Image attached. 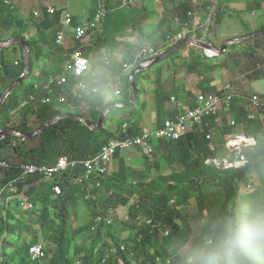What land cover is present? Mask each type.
<instances>
[{
  "label": "trees",
  "instance_id": "trees-1",
  "mask_svg": "<svg viewBox=\"0 0 264 264\" xmlns=\"http://www.w3.org/2000/svg\"><path fill=\"white\" fill-rule=\"evenodd\" d=\"M120 2L121 0L118 5L111 7L105 4L108 12L102 29L92 33V44L85 45L82 40H77L72 47L81 48L85 53L90 51L92 46L114 49L121 43L117 38L122 36V30L126 26H131L137 31L141 29L144 10L133 6L120 7ZM173 9L178 19H181V26H187L193 18L189 14L193 13L189 1L183 0ZM34 16L22 15L6 0H0V40L22 36L28 41L32 59L30 74H33L35 79L38 77L39 58L43 59L39 74L41 79H33L28 89L29 74L21 84L26 86L24 91H20V85L7 97L0 113L1 127L30 132L34 130L29 124L32 117L37 118L41 127L55 116L65 113L82 115L97 123L104 107L96 110L93 108L90 115H87L79 108L73 109L81 105L84 99L67 97V102H73L74 107L61 108L57 101L61 89L55 88L51 103L31 99L35 94L34 85L37 82H45L52 75L67 74L70 81L74 80L66 69L67 49L53 41L48 43L50 50L44 55L38 47L41 40L48 42L47 32L53 28L54 20L49 19L48 13H44L39 21H33ZM166 22L165 18H161L158 28L161 29ZM32 26L40 29L39 38L29 36ZM8 31H11L9 36H3V33ZM153 33L157 34L158 31L154 30ZM193 35L201 37V32L188 34ZM162 37L166 38V35L162 34ZM185 38L176 41V37L172 46ZM188 46L190 45L182 48ZM133 47L131 45L120 69L128 64L133 65L132 68L142 64L134 62L135 54L141 47L135 53L132 51ZM233 47L235 45L230 46ZM10 48L20 49L21 58L17 60L18 64L9 60L11 55L6 57L5 51ZM174 54L176 52L172 55ZM224 54L215 58L221 59ZM204 57L211 59L207 55ZM220 67L206 64L205 71L191 67L189 72L194 71L200 77L202 93L213 92V88L208 84L206 86V83H210L208 75L210 71ZM24 69L25 61L20 43L0 49V97L22 75ZM130 74L126 78L128 88H131ZM73 84L72 82L71 85ZM137 85L139 87L138 82ZM216 91L221 92L222 89ZM67 92L70 91H65V94ZM173 92L174 95L178 94L177 89ZM45 94V91L36 92L38 96ZM172 95V92H158V115L162 112V107L170 102ZM132 96L133 93L123 102ZM261 96L264 99V95ZM139 101L140 96L130 106L116 108V111L129 110ZM226 108L231 115L236 116L240 124L233 126L224 121L222 127H219L215 118L211 117L207 119L210 122L209 127L195 128L177 139L151 140L154 146L152 155L162 149V156H158L164 158L168 166L180 164V168L163 173V166L160 165L162 162L156 158L153 161V168L158 172L155 176L129 168L125 158L119 157L121 151H118L115 156L119 158L118 169L104 176L87 177L85 167L79 164L56 173L53 178H46L43 173H37L18 180L22 174L19 168L21 162L53 165L62 156L82 161L98 155L112 138L141 135L143 128L139 121H133L132 118L120 120L116 129L111 130L105 126L110 119L109 114L99 131L79 120L65 118L48 127L39 136L32 137L39 139V143L29 149L25 141L32 138L6 137L3 141L0 139L2 144L12 139L11 146L21 155V162L14 163L10 160L11 167L0 169V264H76L79 261L82 264H173V245L177 241L192 239L194 236L192 224L181 212L182 207L190 205L192 198L198 201V210L207 218L228 210L242 195L249 198L264 190V107L257 111L253 119L248 117L246 101L239 97L233 98L230 106ZM14 113H20L23 118L20 126L11 124ZM173 115L174 110L171 109L165 119ZM124 124H127L126 127ZM214 129L221 132L222 143L241 130L257 138L256 145L245 149L248 157L245 166L222 169L206 164L207 157L212 154L206 134ZM195 150L198 151L196 157L193 155ZM221 150L222 147L216 154H220ZM253 173L256 176H252ZM252 179L254 183L256 180L253 186ZM245 187L248 188L247 191L244 190ZM82 207L86 208L89 217L83 224L76 226L75 222L80 218ZM119 207L128 209L127 216L119 217ZM149 220L151 223H148ZM166 229H170L168 235ZM126 233H132V236L124 238ZM80 237V241H77ZM39 243L43 245L45 257L33 259L31 247Z\"/></svg>",
  "mask_w": 264,
  "mask_h": 264
},
{
  "label": "rangeland",
  "instance_id": "rangeland-1",
  "mask_svg": "<svg viewBox=\"0 0 264 264\" xmlns=\"http://www.w3.org/2000/svg\"><path fill=\"white\" fill-rule=\"evenodd\" d=\"M119 1L120 0H100V2L103 3L104 5L106 4L107 7L118 5ZM178 1L180 2L183 0H134L133 1V3L130 6L133 7L140 6V8L144 10L143 11L144 18L142 21H146L150 19L148 22L145 23L147 26L146 27L147 31L151 27H154L155 29V27H157V25L159 24L161 18H165L167 20L166 24L159 30L160 32L159 35L155 36V33H151V35L143 33L144 36H142L141 34L134 35L137 38H139L140 46L135 48L133 53H135L142 45L143 46L151 45L159 50L161 49L160 47L162 43L175 41V38L177 36L174 35L176 33L174 32V30L176 29V26H178L175 22L176 21L178 22V20L176 18V13L173 8L174 6H176ZM185 1H189L190 9H192L193 11L191 16L195 20V21L193 20L194 23L198 26L197 29L198 32H201V37L198 38L207 39L209 42L215 44L218 47H220L223 44V42L229 38L252 34L264 28V0H197L196 3L195 2L192 3L190 2V0H185ZM50 2L51 4L56 5V7L59 9L61 7H68L69 12L72 15L78 17L80 21L84 22V20L88 19L90 12L98 6L99 0H50ZM210 16H211V21L209 20ZM34 18L38 19L36 16H34ZM129 31L131 32L130 28ZM162 34L166 35V38H163ZM234 45L235 47L233 48L229 47L227 49V53H225L223 58L221 59L209 56L211 57V59H215L212 61H210L211 59L210 60L205 59L204 55L207 54L203 48L196 45H190L184 49L182 48L181 50L176 51V54L174 55L171 54V56H168L166 59L160 61L153 67L138 72L136 79L139 84L141 100L145 99V94H149V95L152 94L151 93L153 90L152 84H155L156 81H154V79L151 78L153 77L154 74L156 75L159 71L163 73V75L164 72L167 71V73L164 75L165 85L162 84L161 78L163 77V75L159 74L161 78L160 76L157 78L158 84H156L155 90L158 92L165 91L166 94L172 92L174 95L173 90L176 91L177 89V92L179 91L182 92V96H184V98L187 99L188 97H190V92L192 96V92L194 90L195 92H197L198 91L197 89L199 88H195L193 91L189 89L190 90L189 91L183 83L184 76L187 74V72H189L191 67L196 68L198 70H204L205 65L209 63L215 64L216 66H221L219 68L221 69L220 70L221 81H224L226 84L230 83L232 84V87H235L237 89L239 88L238 91L243 92V94L248 95L250 93L256 92L260 95H264V93L255 91L254 89L256 88L245 86L246 83L250 84L253 82H258L264 85V34L257 35L252 39ZM16 49L18 48H15L13 50L15 51ZM123 51L124 50H121L118 51V53L116 54L114 53L112 54V56L115 55L116 62L112 64V67H108L109 68L108 70L111 72L110 74H112V70L116 71L113 73L115 79L118 77V75L121 76L120 83L122 87H124V85L127 83L126 78L129 74V70H131V68L133 67V65H131L128 71L126 72L127 74L123 75L124 69L126 68V66H124L123 69H120L122 63L121 59L123 58ZM92 53H93L92 55L94 61L98 66H100L101 65L100 52L98 50H94ZM42 62L43 59L42 57H40L38 62L39 63V70L37 72L38 75L40 74ZM212 62H216V63H212ZM33 79H34V75L30 74V76L27 78V84L29 83L32 84ZM168 80H169V84H168L169 86H166ZM149 82L150 84L148 88L147 85ZM117 83H119V81ZM261 84H256V87L261 88L262 87ZM25 87L26 86L21 85L20 91L23 92ZM129 89L132 94L133 93L132 88ZM69 93L70 92H67L66 96L71 99L74 98L73 93L71 95H67ZM187 93H189V95H186ZM89 102L84 101L83 107L81 109L87 115H90L93 108L95 107L93 99L92 100L90 99ZM187 102L189 103V101ZM116 114L117 112L115 108L112 110L110 114V119L106 122L105 126H107L108 122L110 121L111 123H113V126H117L120 120L125 119L123 117L118 119ZM220 114H221V121L223 122L227 121L230 123L232 120H234L236 123L240 124V121L236 118V116L231 115V113L228 112V109L225 106H222V111ZM22 122H23V118L21 114L14 113L12 116L11 124L16 127V126H20ZM149 122L150 125L155 124L154 117L153 119L151 117ZM29 124L31 127H33L34 130L40 126V123L38 122L36 117H32ZM235 130L237 129L235 128ZM212 132L216 136L214 138L215 141L218 142L219 144H222L221 132L215 129L212 130ZM38 143H39V139H35V138L28 139L25 141V145L28 147V149L30 147L36 146ZM11 144H12V139H8L7 141H4L3 144L0 143V157H5L6 159L13 161L14 163H19L21 162V155L17 154V151L13 149ZM140 151L141 150L138 148H129L127 150L121 151L122 156L126 155V158L128 160L131 159L134 161V163H130L127 161L128 166H130L129 168H132L134 170H141L149 176L151 175L155 176L158 173L153 168V161L156 158L160 159V161L162 162L163 173H168L171 172L173 169L180 168V164L178 163H175L172 166L170 165L168 166V163H166L164 158L162 157L160 158L158 156V154L162 156L163 153L162 151L161 153L156 152V154L154 153L153 155L150 156H144L143 152ZM197 153L198 151L195 150L193 152V155L196 157ZM220 155H222V157H227L226 153L223 150H221ZM113 162H115V164L117 165L118 164L117 158ZM252 176H256V174L253 173ZM255 183L254 180L252 179L251 185L253 186ZM244 190L247 191L248 188L245 187ZM244 196L245 195H242L241 198H245ZM197 202L195 198H192L190 200L189 206H185L181 208L182 214H185L188 217L190 224H192L193 226L194 236L192 239H194L196 236L199 235L201 226L205 219L203 212H200L198 210ZM118 212H119V217L122 218L124 216H127L126 214H128V209L126 207H119ZM87 217H89L88 211L86 210L85 207H82L80 212V218L75 222V225L77 226L78 224H83L86 221ZM169 230L170 229H166V232H168ZM166 234L168 235L169 232ZM128 236H132V233L130 235L126 233L124 235V238H127ZM80 239L81 237L78 238L77 241H80ZM41 243L44 245L43 242Z\"/></svg>",
  "mask_w": 264,
  "mask_h": 264
},
{
  "label": "built area",
  "instance_id": "built-area-1",
  "mask_svg": "<svg viewBox=\"0 0 264 264\" xmlns=\"http://www.w3.org/2000/svg\"><path fill=\"white\" fill-rule=\"evenodd\" d=\"M133 1L134 0H121L120 7H129ZM193 2L196 3L197 0H192V3ZM54 11V8L48 9L49 13ZM107 12V7L101 3L88 24L73 25V15L66 11L62 20L63 27L58 31L56 43L67 49L65 50V54L68 57V67L66 69L69 71L70 75L73 76V81L75 83L71 86L72 81H70V76L67 74L52 75L45 82H37L34 85L35 94L31 96V99H40L44 103H51L54 99V90L55 88H58L62 90L57 95V101L59 104L64 105V103H67V105L72 106V104L67 102V96L65 94V91H70V88L73 90L74 97L81 99L93 97L95 94L101 93L84 87L87 81H85L83 77L91 69L90 59L86 56L84 50L81 48H75L71 51V46L69 48H66V46L69 42H73L74 44L77 40H82L83 42L90 29H102ZM189 14H192V12H189ZM34 15L39 17L40 13L36 11ZM70 26L73 28L72 35H69L65 31V28ZM184 33L185 32H180L177 35L176 41L185 38ZM176 41H170L167 44V48L172 46ZM161 51L162 49L158 50L151 45L141 46L135 54L134 62L149 64L159 56ZM101 59L106 66H111L113 63L112 55L109 53L103 54ZM15 64H18V61H15ZM106 87L107 89L112 90L114 96H120L121 90L114 83L110 82ZM39 91H45L46 94L43 96L36 95V92ZM235 97H239L246 101L248 117L251 119L256 117L257 111L261 107H264V99L260 94L256 92L248 95L237 94L233 91L232 84L230 83L225 84L221 92L211 94H204L201 92L198 94L197 104L194 106H188L176 95H172L170 102L174 106V108H172L174 110V115L167 117L163 121V124L154 130L145 129L141 135L134 137L112 138L102 148L98 155L82 161L70 160L67 156H62L53 165H38L30 162H21L19 163V168L22 174L18 180H22L25 176L37 173H43L46 178H53L56 173L69 167H76L79 164H83L85 167L87 177L90 175L104 176L110 173L111 165L118 151H124L129 148H138L144 154L152 155L154 152V146L151 140L177 139L180 135L195 128L209 127L210 122L207 119L211 117L215 118V123L219 125L221 122L220 113L222 111V106L226 105L229 107ZM126 125L127 124H124L125 127ZM230 125L235 126L236 122L232 120ZM206 137L209 140V148L212 154L207 157L205 162L207 165H215L222 169L242 168L245 166L248 163L245 149L256 145L258 142L255 136L246 134L244 130L229 136L222 144L215 141L214 134L211 130L207 132ZM0 139L3 141L6 139V136L0 135ZM221 147L227 157H222V155L216 154L220 151ZM11 166L12 163L8 159L0 157V169L9 168ZM56 190L59 192L58 188ZM148 223H151V220H149ZM30 251L33 259H42L45 257V251L41 243L33 245ZM76 264L82 263L79 261Z\"/></svg>",
  "mask_w": 264,
  "mask_h": 264
},
{
  "label": "crops",
  "instance_id": "crops-1",
  "mask_svg": "<svg viewBox=\"0 0 264 264\" xmlns=\"http://www.w3.org/2000/svg\"><path fill=\"white\" fill-rule=\"evenodd\" d=\"M6 2L10 3L11 5H13L18 10V12L20 14L25 15V16L27 15V16H31L32 17V15H34V13L36 11L39 12L40 16L37 17L38 19L34 18L33 21H36V20L39 21L40 18H42L44 13H48L49 19L54 20L53 21V25H54L53 28L49 32H47L48 42H43L41 40L39 45H38L39 49H41L44 52V55H45V53H48V51L50 50V46H49L48 43L56 41L58 31L60 29H62V27H63L62 20L64 18L66 10H68V12H69L68 7H61L59 9V8L56 7V5L51 4L50 0H6ZM180 2L178 1L177 4H179ZM100 5H101V2L99 0L98 6H100ZM98 6L90 12V14L88 16V19L84 20V22L80 21V19H78V17L73 15V22H74L73 25H76V24H84V25H86V24H88V22L93 18L94 13L96 12ZM134 7L138 8V9H141L140 6H134ZM49 8H54L55 11L52 12V13H49L48 12ZM176 18H177L178 22L176 21L175 23L178 26H176V29L174 30L176 32L174 35H178L180 32H185L184 33V37H187L189 32H191L192 34L198 33V30H197L198 26L194 23L195 20L193 18L189 21V23H187L188 24L187 26H185V25L181 26V19H178L177 15H176ZM149 20L150 19H148L146 21H142L141 22L142 28L139 29L138 31L134 30L131 26H126V28H124V30H122V33H121L122 36L117 38V40L120 41L121 43L119 45H117L114 49H109L108 47L92 46L91 50L85 53L86 56L90 59L91 69L86 73V75L83 77V79L85 81H89L90 79L96 77L98 74H101V76H102V78L100 80V83L102 85V92L95 94L93 97L84 98V101L93 99L94 104H95V107H94L95 110L99 109V108H102V107L105 108L108 103H112V102H115V101H123L127 96H129L131 94L130 89L127 87V85L125 83H124L125 84L124 87H122V85L120 83V81H121V76L120 75H118V77L116 78L117 80L115 79V76L113 74L114 72H116L115 70H112V74L113 75L110 74L111 72L108 70L109 69L108 67H112V65L111 66L104 65V63L102 62L101 58H102L103 54L109 53V54L112 55L113 53L116 54V53H118V51L124 50L123 51V58L121 59V61L123 63L124 59L126 58V55L128 54V52H129V50L131 48V45L134 46L133 50H132L133 52H134L135 48L140 46L139 38H137L134 35H136V34H141L142 36H144V34H150L151 35V33H153L154 30L158 31V33L155 34V36L159 35L160 34V32H159L160 28H158V25H157V27H155V29H154V27H151L147 31V29H146L147 26H146L145 23L148 22ZM129 28L131 29V32L129 31ZM65 31L69 35H72V31H73L72 26L66 27ZM93 32H94V30H88L87 37L83 41V43H85V45L86 44H89V45L92 44V33ZM10 33H11V31H8V33H3V36H9ZM29 36H35L36 38H39L40 29L36 28L35 26H32V28L29 31ZM188 37H195L196 38L195 35L188 36ZM168 43L169 42H164V43L161 44L160 48L162 49V51L166 50L165 46ZM70 46H71L70 50L73 51V49H75V48L72 47L73 46V42H69L67 44L66 48H69ZM94 50H98L100 52V61H101V65L100 66H98L96 64V62L94 61V58H93V55H92L93 54L92 52ZM5 54H6V57L11 55V57L9 58V60L11 62H15V61H17V60H19L21 58L20 49H16L14 51L13 48H10V49H7L5 51ZM112 58H113V63H115L116 62L115 55H113ZM212 60H215V59H211L210 61H212ZM122 63H121V65H122ZM212 63H216V62H212ZM129 67H130V64L126 65V68L124 69L123 75L127 74L126 72L128 71ZM120 68H121V66H120ZM133 69L134 68L129 70V73H131ZM220 70L221 69H218V70H215V71L213 70L214 72H211V71L209 72L208 78L210 80V83H206V86L209 85V87L214 89L213 92H211V93L217 92L216 90L222 89L225 86V84H226L224 81H221ZM163 72H164V70H163ZM166 73H167V71L164 72V75ZM159 74L163 75V73H161L159 71L156 75L154 74L153 77L151 78V79H154V81H156L155 84H152V87H153V90L151 92L152 94L151 95L145 94V99L141 100V98H140V101L135 106H133L131 109H129V110H121L119 112L116 111L117 112L116 116H117L118 119L123 117L125 119L132 118L133 121L137 120V121H139V125L143 128V130H145V129L146 130L147 129L154 130L155 128H157L160 125H162L163 120H165V115L168 114V112L172 108H174V106H173V104L171 102L170 103L169 102L166 103L162 107L163 110L159 114L160 116L158 115V110H157V95H158V91L155 90V86H156V84H158L157 78L160 76ZM164 75H163L162 78L160 76V78L162 79V84H164ZM36 79H41V78L38 75V77ZM36 79L34 78V80H36ZM174 80H176V79H174ZM118 81H119V83H117ZM72 82L75 83L74 81H72ZM110 82L114 83L121 90V94H120L119 97L114 96L112 90L107 89L106 85L108 83H110ZM150 82H151V80H150ZM150 82L147 85L148 88H149ZM183 83H184L185 87L188 90L190 89L191 91H193L195 88H199V89H197L198 90L197 92H195V90L192 92V96H191V92H190V97H188L187 99L184 98V96H182V92H180V91L176 95L181 101H184L188 106H194L195 104H197V94L202 92V88L200 86V77L198 78V73H195L194 71L187 72V74L184 76ZM168 84H169V80H168V83L166 84V86H169ZM256 84H261V83H258V82H253V83H250V84L246 83L245 86H250L252 88H256V89H254L255 91L264 93V89H262V88H264V85L261 84L262 87L258 88V87H256ZM73 85H71V86H73ZM239 86H241V85H239ZM30 87H31V84L29 83L28 89H30ZM235 89H237V88L233 87V91L235 93L243 94V92L238 91L239 88L237 90H235ZM72 93H73V90H72V88H70V93L67 94V95H71ZM211 93H209V94H211ZM186 95H189V93H187ZM139 96H140V94H139ZM186 100L189 101V103ZM148 103H150V104H148ZM58 106L61 107V108H64V109L74 107L73 105L69 106L67 104L58 105ZM82 107H83V103H81V105H79V106H75L74 108L75 109H77V108L82 109ZM150 113H151V115H150ZM130 116H132V117H130ZM151 117H152V119L154 117L155 124L150 125L149 120H150ZM222 124H223V121H221L218 126L222 127ZM107 126L111 130H115L116 127H117V126H113V123H111V121L108 122ZM6 137H8V136H6ZM214 137H216V136L214 135ZM157 150H158V148H157ZM158 151H159V153H161V151L163 152L162 149H159ZM119 157L120 158H125V160L127 159L126 155L125 156L119 155ZM3 158H5V157H3ZM114 160H116V157L114 158ZM117 160H118V164L116 165L115 162H113L112 165H111V168H110V172H113V171L118 169V167H119L118 166L119 165V158H117ZM126 161H128L130 163H134V161L131 160V159L130 160L127 159ZM161 165H162V163H161Z\"/></svg>",
  "mask_w": 264,
  "mask_h": 264
},
{
  "label": "clouds",
  "instance_id": "clouds-1",
  "mask_svg": "<svg viewBox=\"0 0 264 264\" xmlns=\"http://www.w3.org/2000/svg\"><path fill=\"white\" fill-rule=\"evenodd\" d=\"M101 78L84 87L102 92ZM173 264H264V190L205 218L196 238L173 245Z\"/></svg>",
  "mask_w": 264,
  "mask_h": 264
},
{
  "label": "water",
  "instance_id": "water-1",
  "mask_svg": "<svg viewBox=\"0 0 264 264\" xmlns=\"http://www.w3.org/2000/svg\"><path fill=\"white\" fill-rule=\"evenodd\" d=\"M209 20L211 21V16H210ZM260 34H264V28L254 32L252 34L229 38V39L225 40L220 47L209 42L207 39H199V38H195V37H187L184 40L175 44L174 46H170L169 48H167V45H166L165 46L166 50L163 53H161L158 57H156L150 64H140L132 70V72L130 74V84H131V88L133 90V96L129 100L124 101V102L123 101H115V102L108 104L100 113V116H99L97 123H94V122L88 120L87 118H85L82 115L65 113V114H60V115L55 116L54 118H52L51 120L46 122L41 127L37 128L33 131H30V132H22L20 130L13 129V128L3 129L0 125V135H5L8 137H19V138H23V139L37 137L43 131H45L48 127H50L51 125L57 123L58 121H60L62 119H65V118H72V119L79 120V121L83 122L84 124H86L87 126H89L90 128H92L96 131H99L103 127L104 121L106 120V118L109 116V114L111 113V111L113 109L124 108V107L130 106L132 103H134L138 99L139 94H140L139 87H138L137 81H136V75L138 72H140L142 70H147V69L153 67L154 65H156L160 61L166 59L168 56H170L174 52L180 50L182 47H184L186 45L199 46L205 50V52L208 56L216 57V56H220V55L226 53L227 49L230 46L237 44V43H240V42L247 41V40L252 39V38H254ZM17 43H20L22 45V48H23L25 69H24L22 75L13 84H11L1 95V97H0V113H1L2 107H3L7 97L16 88H18L22 84V82L29 76V74L31 72V68H32L30 44L28 43V41L24 37L16 36V37L10 38L8 40H0V49L8 48V47H10L14 44H17Z\"/></svg>",
  "mask_w": 264,
  "mask_h": 264
},
{
  "label": "bare ground",
  "instance_id": "bare-ground-1",
  "mask_svg": "<svg viewBox=\"0 0 264 264\" xmlns=\"http://www.w3.org/2000/svg\"><path fill=\"white\" fill-rule=\"evenodd\" d=\"M152 62V61H151ZM135 63H137V62H135ZM143 64V63H142ZM150 64V63H149ZM185 103V102H184Z\"/></svg>",
  "mask_w": 264,
  "mask_h": 264
}]
</instances>
